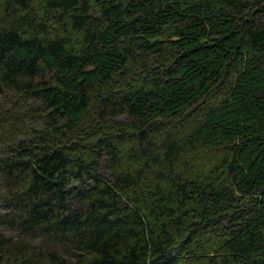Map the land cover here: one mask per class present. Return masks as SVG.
I'll use <instances>...</instances> for the list:
<instances>
[{"label":"trees","instance_id":"obj_1","mask_svg":"<svg viewBox=\"0 0 264 264\" xmlns=\"http://www.w3.org/2000/svg\"><path fill=\"white\" fill-rule=\"evenodd\" d=\"M0 97V264H264V0H0Z\"/></svg>","mask_w":264,"mask_h":264},{"label":"rangeland","instance_id":"obj_2","mask_svg":"<svg viewBox=\"0 0 264 264\" xmlns=\"http://www.w3.org/2000/svg\"><path fill=\"white\" fill-rule=\"evenodd\" d=\"M7 100L10 102H15L14 100H11L9 98ZM10 102H7L0 97V109L7 108L8 110H13V115L19 120L18 122L19 123L25 122V131H30L31 129L44 128V125L41 123L42 118L40 117L41 113L43 112V107L40 102L38 103L36 102L35 103L36 105L34 106L28 102L21 105L20 104L14 105ZM31 134L32 133L30 132V135ZM23 135H27V134L24 133ZM4 232L8 234V231L4 230Z\"/></svg>","mask_w":264,"mask_h":264}]
</instances>
